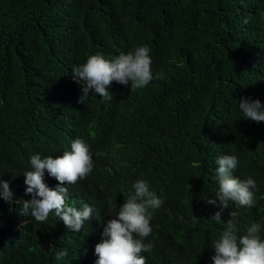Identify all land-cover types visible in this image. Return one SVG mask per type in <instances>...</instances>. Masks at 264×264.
Segmentation results:
<instances>
[{"label": "trees", "instance_id": "obj_1", "mask_svg": "<svg viewBox=\"0 0 264 264\" xmlns=\"http://www.w3.org/2000/svg\"><path fill=\"white\" fill-rule=\"evenodd\" d=\"M142 45L152 59L145 90L113 81L110 102L91 91L77 102L74 66ZM241 97L264 106V0H0V179L13 192V203L0 199V264H95L109 202L118 209L137 179L164 202L149 210L146 264H212L225 224L210 221L220 207L207 200L225 154L238 158L235 177L255 180L256 203L230 205L220 220L236 211L237 235L259 223L264 239V122L243 119ZM95 124L89 190L67 202L90 205L93 218L73 232L54 213L22 214L30 157L59 156ZM51 180L45 170L55 189Z\"/></svg>", "mask_w": 264, "mask_h": 264}, {"label": "clouds", "instance_id": "obj_2", "mask_svg": "<svg viewBox=\"0 0 264 264\" xmlns=\"http://www.w3.org/2000/svg\"><path fill=\"white\" fill-rule=\"evenodd\" d=\"M248 21L245 19L244 23ZM152 59L147 45L137 46L127 53H120L109 61L100 54L90 55L86 61L71 69L72 80L80 86L81 95L78 103L84 104L90 96V91L98 94L101 103L110 102L112 95L107 88L113 81L128 86L130 91L141 92L145 90L153 79L151 70ZM159 78V74L157 76ZM152 83V82H151ZM238 107L243 119L264 122V106L259 100H248L241 97ZM105 127V123L103 124ZM100 125L95 124L94 135L88 140L77 138L70 140V150L60 151L59 156L54 155L41 158L39 154L30 157L31 170L24 176L25 194L31 195L29 201H23L22 214H30L35 222H44L50 214L59 218L67 229L80 232L85 221L93 218V209L88 204H83L79 210L69 205L70 197H75L78 203V193L83 189L89 190L87 180L92 177L94 167L92 159V142L97 137ZM105 135V134H104ZM99 152L96 156H100ZM216 180L218 191L215 198L207 203L215 205L219 202L220 211L216 212L210 221L224 223L225 228L220 239L212 245L214 255L212 264H264V239L261 238V224L253 223L245 235H237L238 212L230 211V218L226 222L220 220L221 212L236 205L237 207H252L256 203V182L251 177L241 180L233 175L239 161L236 155H221L217 158ZM47 171L51 180L50 189L44 183V173ZM96 189L94 180L91 183ZM13 192L9 183L0 179V199L13 203ZM163 200L150 190L149 184L144 179H137L131 185L126 199L117 209L116 204L109 202L113 219L109 220L101 233V242L94 247L97 256L95 264H146L142 252H148L153 247L151 241L145 242L152 233L150 221L151 210L159 209ZM180 219H183L182 217ZM193 223L197 217L192 215ZM67 249L56 252L57 260L67 256Z\"/></svg>", "mask_w": 264, "mask_h": 264}]
</instances>
